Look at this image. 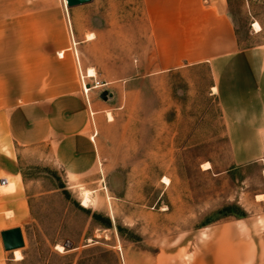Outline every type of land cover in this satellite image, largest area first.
Wrapping results in <instances>:
<instances>
[{"label":"rangeland","instance_id":"rangeland-1","mask_svg":"<svg viewBox=\"0 0 264 264\" xmlns=\"http://www.w3.org/2000/svg\"><path fill=\"white\" fill-rule=\"evenodd\" d=\"M226 3L240 46L263 45L264 0ZM89 5L94 7L89 27L100 36L81 63L97 77L77 70L78 82L100 101L104 91L115 93L124 82L130 90L141 84L142 95L132 91L130 108L115 115V122H109V114L118 100L108 103L102 115L110 149L96 172L72 179L49 160L20 155L12 175L0 174V185L6 181L0 193L11 185L18 190L19 218L9 223L23 226L26 240L24 259L16 264H194L204 243L221 244L226 264L245 263L250 254L264 264V156L237 168L207 72L153 74L142 0ZM8 62L0 61V67ZM66 69L57 60L36 59L29 76L0 75V105L67 90L72 75ZM207 163L210 171L203 170ZM82 188L95 192L90 208L83 206ZM180 248L182 257H176Z\"/></svg>","mask_w":264,"mask_h":264},{"label":"crops","instance_id":"crops-1","mask_svg":"<svg viewBox=\"0 0 264 264\" xmlns=\"http://www.w3.org/2000/svg\"><path fill=\"white\" fill-rule=\"evenodd\" d=\"M142 4L153 45V74L179 72L188 77L207 72L237 168L259 162L264 156V44L240 46L226 0H142ZM92 8L89 4L68 8L56 0H0V61H9L0 67V75L29 76L36 59L67 64L72 75L67 90L59 94L0 105V174L16 171L20 155L49 160L72 179L96 172L110 149L109 125L102 115L108 103L118 100L111 110L114 118L130 108L132 91L142 95L141 84L130 90L125 82L106 102L96 100L95 92L93 97L84 93L77 70L86 75L89 68L83 70L81 59L100 36L98 29L89 27ZM15 60L20 63L14 64ZM21 181L18 176L17 187ZM17 193L13 185L0 193V264L24 259L16 260L17 250L6 251L1 236L3 231L21 228L26 240L24 227L9 223L19 218ZM21 211V219L28 217L24 204ZM10 213L12 216L6 217ZM201 247L194 264H226V249L221 244L204 243ZM181 252L183 248L174 255L180 257ZM252 258L247 255L242 264H257Z\"/></svg>","mask_w":264,"mask_h":264},{"label":"water","instance_id":"water-1","mask_svg":"<svg viewBox=\"0 0 264 264\" xmlns=\"http://www.w3.org/2000/svg\"><path fill=\"white\" fill-rule=\"evenodd\" d=\"M68 8H74L81 5H86L92 2V0H66ZM114 94L109 91H104L101 94V98L105 101L113 98ZM6 181H2V184ZM3 245L6 251L11 252L25 247V241L21 228H15L1 233Z\"/></svg>","mask_w":264,"mask_h":264},{"label":"bare ground","instance_id":"bare-ground-1","mask_svg":"<svg viewBox=\"0 0 264 264\" xmlns=\"http://www.w3.org/2000/svg\"><path fill=\"white\" fill-rule=\"evenodd\" d=\"M64 3H66L67 4V1L66 0H64ZM255 28L257 29V31H260L261 30V26L258 24V23H256L255 24ZM92 36H90V38H91ZM95 75H96V73H95V70L94 69H88V71H87V76H88V78H93V77H95ZM85 77V76H84ZM85 89L88 91V93H89V91H90V89H88V87H87V84L85 83ZM215 90V89H214ZM216 91V90H215ZM109 120H113V116L111 115V114H109ZM212 169V166H211V164H209V163H207V164H205L204 165V169L203 170H205V171H210ZM163 183L164 184H166V185H169V180L167 179V178H165L164 179V181H163ZM105 189V188H104ZM81 191H82V201H83V206L85 207V208H90L91 206H93L95 203H96V201L94 200V198H93V194L95 193V192H93V191H89V190H85V189H81ZM262 198V197H261ZM58 251H60V252H63L64 251V247H62V246H57V248H56ZM16 251V250H15ZM15 258H16V260H22L24 257H23V255H22V252L21 251H19V250H17L16 252H15Z\"/></svg>","mask_w":264,"mask_h":264},{"label":"trees","instance_id":"trees-1","mask_svg":"<svg viewBox=\"0 0 264 264\" xmlns=\"http://www.w3.org/2000/svg\"><path fill=\"white\" fill-rule=\"evenodd\" d=\"M244 214H245V213H244ZM237 217L242 218V217H244V215L238 213V214H237ZM111 227H112L111 223H108L107 228H111Z\"/></svg>","mask_w":264,"mask_h":264},{"label":"built area","instance_id":"built-area-1","mask_svg":"<svg viewBox=\"0 0 264 264\" xmlns=\"http://www.w3.org/2000/svg\"><path fill=\"white\" fill-rule=\"evenodd\" d=\"M64 5H67L66 3H64ZM74 45H76L75 43H74ZM89 88V87H88ZM84 90H85V93L87 94L88 93V91L84 88Z\"/></svg>","mask_w":264,"mask_h":264}]
</instances>
